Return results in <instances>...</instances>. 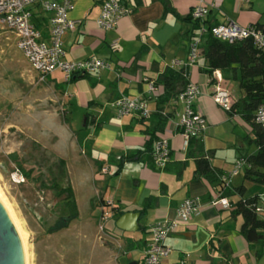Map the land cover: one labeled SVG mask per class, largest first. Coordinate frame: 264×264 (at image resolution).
Returning a JSON list of instances; mask_svg holds the SVG:
<instances>
[{
	"label": "crops",
	"instance_id": "0c3cea01",
	"mask_svg": "<svg viewBox=\"0 0 264 264\" xmlns=\"http://www.w3.org/2000/svg\"><path fill=\"white\" fill-rule=\"evenodd\" d=\"M119 1L130 12L122 16L112 30L103 31L97 26L99 0H73L74 7L69 12V17L80 20V24L74 31L62 35L63 59L75 61L96 55L108 63V67L90 73L93 84L88 78L65 81L60 70H54L43 82H37L38 73L24 56L28 65L21 72L28 81L26 101L29 109L36 106L38 111H42L46 100L56 99L58 106L65 111L64 122H58L71 130L73 138L88 156L90 218L94 216L100 219L105 210L108 211V218L115 223L126 212L140 213L137 229L127 230L131 224L129 218L123 220V228H118L125 233L119 248L101 238L102 242L95 241L94 247L96 244L102 249L106 264H129L132 261L143 264L150 227L158 221L174 218L176 207L184 198L198 196L202 203L200 212L186 223H180L167 235L165 243L171 251L162 264H179L186 255L190 264H264V254H256L240 232L242 216L235 212L233 206L224 208L211 203L218 196L236 201L240 197L258 194L257 203L262 210L257 214L264 219V188L261 193L251 195H245L244 189L241 194L237 191L233 195H223L224 189L218 187V190L216 187L218 178L211 180L196 172V158L206 153L210 155L209 162L216 175L217 172L229 171L237 158L257 150L255 143L252 150L250 144H246L253 141L252 128L248 130L247 123L239 115L228 114L212 98L217 84L224 88L222 83L226 76L216 70L214 77L220 76L221 79L211 81L203 70L201 55L196 63L185 65L190 42L187 31L191 22L177 18L171 12L164 13L162 0ZM167 2L181 16L188 15L195 5L202 3L210 8L205 17L209 22L230 20L244 26L264 24V0ZM32 21L47 36L46 14L38 12ZM184 66L189 72V80L200 86L201 92L194 101V107L204 116L207 127L202 135L184 146L178 127L181 106L172 99L163 108V113H167L168 117L162 132L157 133L158 137L169 139L170 159L165 167L157 168L145 147L149 139L147 131L153 128L154 118L140 119L135 113L118 115L111 102L120 94L139 96L146 99L152 114L156 108V92L158 94L160 88L155 85V91L149 93L148 82H154L166 67ZM50 92L53 98H46ZM86 113L90 118L88 128L80 130L82 125L73 128L70 122H83ZM229 121L241 128L230 132L235 136L234 143H230L228 136L223 137L229 130L220 128ZM77 131L81 142L76 137ZM32 139L41 143L37 138ZM225 143L237 149L230 166L217 165L214 161L217 149ZM200 148L202 151L198 153ZM125 156L133 158L124 160L119 172L114 174L120 159ZM103 166L108 167L107 173L100 172ZM244 172L243 167L241 185L245 186L247 178ZM231 178L228 188H236ZM99 197L111 199L115 210L98 203ZM145 204L149 207L142 210ZM103 229H106L104 225Z\"/></svg>",
	"mask_w": 264,
	"mask_h": 264
},
{
	"label": "rangeland",
	"instance_id": "374dc122",
	"mask_svg": "<svg viewBox=\"0 0 264 264\" xmlns=\"http://www.w3.org/2000/svg\"><path fill=\"white\" fill-rule=\"evenodd\" d=\"M26 64L13 33L0 23V193L3 203L10 208L11 214L7 208L6 211L17 233L21 232L24 237L26 264H106L102 249L96 244L94 247L95 241L108 240L119 248L125 233L110 218L103 221L99 217L90 218L88 156L73 138L71 130L60 123L64 122L65 111L56 99L46 100L42 111L36 106L29 109L26 101L28 81L21 73ZM222 86L235 99L242 94L234 78H224ZM51 94L46 98H53ZM70 123L73 128L83 124L81 120ZM246 125L248 130L252 128L248 123ZM220 128L229 130V133L225 130L223 137L228 136L230 143H234L235 137L231 130H241L232 121ZM246 144H250V150L255 148L253 141ZM230 145L225 143L217 149L214 158L217 165L230 166L237 150ZM60 158L66 164L64 180L59 182L63 186L69 184L72 190L75 215H70L65 200L56 196L52 186L55 177L58 179L59 176L61 167L57 161ZM15 171L19 176L13 179ZM231 177L233 185L239 187L243 181V168ZM244 184L245 195L259 193L264 188L255 180L247 179ZM58 202L62 211L56 206ZM63 215L68 217L66 226ZM100 223L106 229H100Z\"/></svg>",
	"mask_w": 264,
	"mask_h": 264
},
{
	"label": "built area",
	"instance_id": "2783aa9c",
	"mask_svg": "<svg viewBox=\"0 0 264 264\" xmlns=\"http://www.w3.org/2000/svg\"><path fill=\"white\" fill-rule=\"evenodd\" d=\"M99 1L100 13L96 23L99 29L103 31L114 29L119 19L130 12V9L119 0ZM73 7V0H0V23L15 36L17 48L31 68L38 73L37 82H43L54 70H60L64 80L69 81L75 74L92 73L108 67V63L96 55L75 61L63 59L65 51L62 45V35L66 32L74 31L80 24V20L69 17V12ZM208 9L209 6L206 4H197L192 9L191 15L194 18H203ZM38 12L46 14L47 36L32 21V18ZM210 32L216 38L228 42L250 38L258 49L264 51V31L255 25L244 26L229 20L211 26ZM199 51L198 40H195L190 44L185 65L194 64L199 56ZM215 78L221 79L220 76L217 77L216 75ZM155 89L154 82L149 81L147 91L152 93ZM200 92L201 89L197 83L188 81L183 91L176 98V102L181 106L178 127L183 137L184 146L188 145L190 138L202 135L207 127L204 116L194 107V101ZM212 98L224 110L229 108L231 95L226 88L217 84ZM111 106L118 115L138 113L147 118L151 114L146 99L139 96L130 97L120 94L111 102ZM254 120L264 135V102L257 107ZM169 159V139L160 137L153 145L151 162L155 167L163 168ZM244 165V158L240 157L234 161L232 168L220 177L223 182V188L229 187L231 175L235 174L239 168H243ZM108 171L107 166H103L100 169L101 173H107ZM18 176L17 171L12 174L13 179ZM211 203L224 208L232 206L231 201L226 196H218L211 200ZM104 205L106 207L115 206L111 199L105 200ZM251 206L257 212L262 210L257 200L252 202ZM201 207L202 203L198 196H188L176 207V216L174 218L154 223L150 227V238L143 264H162L163 259L171 251L170 247L165 243L167 235L176 229L180 223H186L193 215L198 214ZM108 216V211L104 210L101 213L100 220L103 221ZM99 227L103 229L101 223ZM186 257L179 264H190Z\"/></svg>",
	"mask_w": 264,
	"mask_h": 264
},
{
	"label": "trees",
	"instance_id": "16d2710c",
	"mask_svg": "<svg viewBox=\"0 0 264 264\" xmlns=\"http://www.w3.org/2000/svg\"><path fill=\"white\" fill-rule=\"evenodd\" d=\"M162 1L164 4V13L171 12L177 18L191 22V26L187 31L190 39L189 50L190 44L195 40H198L200 50L199 56L201 55L204 61L203 70L207 74L208 78L211 81H214V72L219 70L222 72L223 76H226V78L231 77L238 81L242 94L236 99L230 94L231 103L229 108L225 111L230 115H239L245 122L251 125L254 135L253 141L256 144L257 150L255 153L241 157L245 159L244 176L247 179L255 180L264 184V135L254 120V114L257 107L264 102V51L258 49L250 38H245L244 40L235 42H228L213 36L210 32V27L218 23H212L205 19L208 12L203 18L192 17V10L188 15L181 16L169 6L167 0ZM255 26L264 31V24H258ZM84 74L85 76L83 78H88L90 83L93 84L90 73ZM78 76L79 74L73 75L71 80L78 79ZM188 81H190L189 72L186 66L182 68L166 67L154 81V84L158 87V89L160 88V91L158 94L156 92L155 111L149 116L154 118V126L147 131L149 139L145 144L146 149L149 151L150 159L153 145L155 141L160 138L157 136V133L162 132L167 121L168 114L163 113V108L168 105L172 99L176 102V98L183 91ZM135 114L136 117H139L140 119L145 118L138 113ZM88 115V113L85 114V120L83 121L80 130L86 129L90 125V118ZM75 134L78 142H81L82 138L80 137L79 131L75 132ZM194 138L195 137L190 138L188 145ZM201 151L202 148L198 150V153ZM132 158L133 156H125L121 158L118 168L115 170L114 174L119 172L124 160ZM209 159V153L198 156L196 158V172L198 174H204L211 180L213 178H218L219 181L216 187H219L220 190L224 189L222 193L223 195H233L237 191L241 194L243 189H245L244 185H240L236 188H223V182L220 177L228 171L221 173L217 172L215 175ZM57 164L61 168L58 172V179L56 176L52 186H54L56 190V196L60 197V200H65L66 206L70 210V215H75L76 206L72 190L69 184L66 183L63 186L61 182H59L64 180V159L60 158L57 161ZM59 183L60 185H58ZM257 198L258 194L249 197H240L236 201H231V204L234 207L235 212L242 216L243 222L240 227L241 234L247 240L250 248L254 249L256 254L262 255L264 254V219L260 218L257 211L251 206V203L255 202ZM97 201L101 205L105 203V200L102 197H99ZM59 202L56 206H60ZM148 207L149 206L145 204L142 210H147ZM115 208V206L112 207L113 210H115ZM60 210L62 211L61 206ZM63 220L66 222L64 224V226H66L68 223V217L63 215Z\"/></svg>",
	"mask_w": 264,
	"mask_h": 264
},
{
	"label": "water",
	"instance_id": "95a60500",
	"mask_svg": "<svg viewBox=\"0 0 264 264\" xmlns=\"http://www.w3.org/2000/svg\"><path fill=\"white\" fill-rule=\"evenodd\" d=\"M84 73H80L78 78H83ZM112 208V207H111ZM139 212H126L116 221L117 228H123V220L130 219L131 224L127 230H135L138 227ZM0 264H25L23 246L16 228L7 213L5 207L0 201ZM129 264H136L132 261Z\"/></svg>",
	"mask_w": 264,
	"mask_h": 264
},
{
	"label": "bare ground",
	"instance_id": "6f19581e",
	"mask_svg": "<svg viewBox=\"0 0 264 264\" xmlns=\"http://www.w3.org/2000/svg\"><path fill=\"white\" fill-rule=\"evenodd\" d=\"M2 196H1V193H0V201H1V203L3 204V206L5 207V209L7 208L8 209V211L10 212V208H9V206L6 204V202H5V204L3 203V201H2ZM6 209V210H7ZM8 213V212H7ZM10 214H11V212H10ZM16 223V222H15ZM15 225V224H14ZM17 225V224H16ZM19 229V228H18ZM20 234V235H19ZM18 235H19V237H20V240H21V243H22V246H23V251H24V258H25V264H26V252H25V246H24V237H23V235L21 234V232L19 233Z\"/></svg>",
	"mask_w": 264,
	"mask_h": 264
}]
</instances>
